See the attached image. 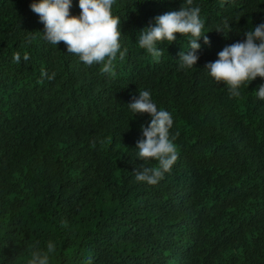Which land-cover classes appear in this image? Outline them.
<instances>
[{"label": "trees", "instance_id": "trees-1", "mask_svg": "<svg viewBox=\"0 0 264 264\" xmlns=\"http://www.w3.org/2000/svg\"><path fill=\"white\" fill-rule=\"evenodd\" d=\"M33 2L0 0V264L50 241L49 264H264V79L234 97L205 68L264 23V0H193L210 43L192 68L190 35L158 42V61L138 42L185 0H116L114 78L48 42ZM145 90L178 153L156 185L135 178L158 164L138 158L151 116L128 105Z\"/></svg>", "mask_w": 264, "mask_h": 264}, {"label": "clouds", "instance_id": "clouds-1", "mask_svg": "<svg viewBox=\"0 0 264 264\" xmlns=\"http://www.w3.org/2000/svg\"><path fill=\"white\" fill-rule=\"evenodd\" d=\"M116 0H79L81 10L79 16L70 14L72 0H38L33 2L31 10L39 16L45 26L44 37L53 45L63 42L68 52L79 56L86 65L101 64V72L109 77L115 76L114 61L117 53L123 57L127 49L120 51L121 21L112 13ZM186 7L172 11L155 18L140 32L139 47L145 49L157 61L162 56L157 43L176 41V34L191 36L190 51L180 53V67L192 68L199 57L196 52L201 48L198 41L203 37L204 43L209 44L208 37L202 30L205 25L200 17V8L192 7L193 0H185ZM243 42L226 46L218 53V59L209 62L205 68L216 83L228 87L232 96H239L242 85H249L257 77L264 79V23L254 30L245 33ZM29 55H23V61L29 60ZM15 63L21 62V55L15 53ZM45 75V73H42ZM54 78L49 77V79ZM257 96L264 100V84L259 86ZM135 113H147L151 116L148 127L142 129L144 139L137 142L138 158L143 161L155 160L156 167H141L136 171V180L149 185H156L163 179L165 173L171 171L178 160V153L173 140L170 139V129L173 119L168 111L158 110L151 99L149 91L139 92V97H133L128 104ZM55 251L51 241L47 250L33 249L28 264H49L50 254Z\"/></svg>", "mask_w": 264, "mask_h": 264}]
</instances>
